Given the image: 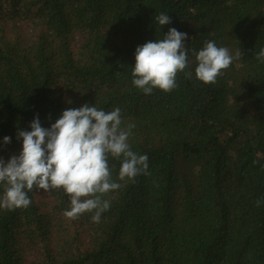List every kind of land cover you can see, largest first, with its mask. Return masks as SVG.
<instances>
[{
	"label": "trees",
	"instance_id": "obj_1",
	"mask_svg": "<svg viewBox=\"0 0 264 264\" xmlns=\"http://www.w3.org/2000/svg\"><path fill=\"white\" fill-rule=\"evenodd\" d=\"M173 27L189 70L208 40L243 56L215 84L178 73L171 92L145 95L135 48ZM261 48L264 0H0V158L19 154L34 116L47 128L87 102L120 108L151 172L117 181L100 223L66 218L62 190L29 192L28 208L0 210V264H264ZM109 165L116 180L120 162Z\"/></svg>",
	"mask_w": 264,
	"mask_h": 264
},
{
	"label": "clouds",
	"instance_id": "obj_2",
	"mask_svg": "<svg viewBox=\"0 0 264 264\" xmlns=\"http://www.w3.org/2000/svg\"><path fill=\"white\" fill-rule=\"evenodd\" d=\"M155 20L159 26L171 23L163 12ZM186 39V33L173 27L162 39L138 45L131 70L132 84L145 95L154 89L171 92L177 87L178 73L187 78L194 76L204 84H215L233 60L243 56L239 48L233 56L228 48L208 40L202 49L192 50L195 67L189 70ZM256 59L264 63V48ZM122 123L120 108L106 112L87 102L78 108L64 109L47 128L34 116L30 130L17 129L19 154L6 161L0 158V210L28 208L32 203L29 192L62 190L70 200V209L64 212L66 218L78 220L89 213L94 223H100L102 214L110 208V200L104 198L108 193L119 190L120 182L134 183L137 176L151 175L148 156L133 151L129 144L135 125L122 127ZM10 142V137H3L4 144ZM109 158L120 162L116 180ZM255 204L259 207L261 201Z\"/></svg>",
	"mask_w": 264,
	"mask_h": 264
}]
</instances>
